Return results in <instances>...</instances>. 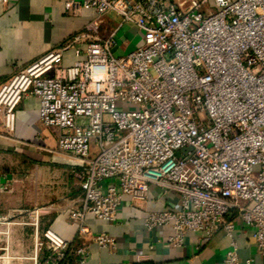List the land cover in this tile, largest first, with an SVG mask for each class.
Instances as JSON below:
<instances>
[{"label":"built area","instance_id":"2783aa9c","mask_svg":"<svg viewBox=\"0 0 264 264\" xmlns=\"http://www.w3.org/2000/svg\"><path fill=\"white\" fill-rule=\"evenodd\" d=\"M61 1L67 13L95 16L0 85V124L12 133L22 98H38L42 124L59 131L58 150L80 162L82 197L69 211L78 235L113 249L115 239L91 234L85 216L112 223L123 197L142 203L154 188L176 201L146 213L147 231L168 226L167 242L180 247L188 232L207 242L224 230L220 264H240L239 218L264 254V0H212L208 15L199 9L209 0ZM122 26L139 44L114 56ZM69 49L80 59L63 67ZM30 218L31 264H86L87 244L39 234L37 211Z\"/></svg>","mask_w":264,"mask_h":264},{"label":"crops","instance_id":"0c3cea01","mask_svg":"<svg viewBox=\"0 0 264 264\" xmlns=\"http://www.w3.org/2000/svg\"><path fill=\"white\" fill-rule=\"evenodd\" d=\"M94 16L90 9L67 13L61 0H10L0 6V85L83 31ZM126 28L133 34L130 39L124 37L115 49L122 54L139 44L134 29ZM78 59L69 49L63 52L60 65L68 67ZM58 133L42 124L39 100L31 95L24 96L17 106L12 133L0 124V255L11 256H0V264H31L32 211H37L39 234L50 229L68 242L87 244L90 255L86 264H220L230 241L224 230L207 242L201 240L200 232H188L183 245L177 247L167 242L172 235L170 227L145 229L147 212L169 208L176 201L173 194L164 195L154 188L142 203L123 197L112 223L91 214L85 216L84 224L91 234L106 233L115 239L113 249L100 248L78 235V225L70 219L69 211L79 206L82 197L73 175L80 162L58 150ZM233 236L240 264H264L252 230L239 218L234 220Z\"/></svg>","mask_w":264,"mask_h":264},{"label":"rangeland","instance_id":"374dc122","mask_svg":"<svg viewBox=\"0 0 264 264\" xmlns=\"http://www.w3.org/2000/svg\"><path fill=\"white\" fill-rule=\"evenodd\" d=\"M185 1H186L185 5H188L189 0H185ZM215 11H216V8L213 6L212 0H209L207 3L202 4L200 9H199V12H201L203 15H208V14H211ZM109 18H111V16H109ZM114 23H115L114 21H113V23H112V21H109L105 25H102L100 27V32L103 33L104 31L107 30V28H109V27L111 28L114 25ZM126 27L127 26L121 27L116 34V41L118 44L122 43L124 37H127L128 39L132 38L133 31H127ZM113 54H114V56L122 55L121 51H115V50L113 51ZM0 252H1V250H0ZM0 256L5 257L7 259H10V257H11L9 254H5V253L1 254Z\"/></svg>","mask_w":264,"mask_h":264}]
</instances>
